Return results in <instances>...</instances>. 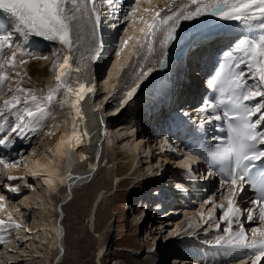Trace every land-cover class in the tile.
Wrapping results in <instances>:
<instances>
[{
	"label": "snow or ice",
	"instance_id": "6c2138e0",
	"mask_svg": "<svg viewBox=\"0 0 264 264\" xmlns=\"http://www.w3.org/2000/svg\"><path fill=\"white\" fill-rule=\"evenodd\" d=\"M139 3L140 0H131L121 16L122 5L117 0H0V165L5 169L18 167L26 149L14 151L16 143L27 142L30 146L45 131L60 90L73 93L68 78L73 70L82 71L80 66H73L77 63L80 41L84 39V23L90 26L87 47L91 57L103 47L104 12L107 10L123 24L139 11L133 6ZM204 16L238 21L242 33L229 45L228 51L221 53L214 74H209L206 83L211 95L195 109L201 114L196 128L203 132L196 137L200 146L189 151V162L181 164V168L187 169L190 178L218 177L219 187L213 196L219 195V214L211 210L217 205L214 198L201 201L211 207L206 216L203 212L200 214L205 235L209 228L215 234L207 243L220 257L217 264H264V0H187L175 8L169 5L156 12L150 22L140 17L145 27L140 28L143 38L137 43L141 49L147 48L149 56L155 55L163 69L171 47L180 39L182 23ZM37 40L52 45L54 59L50 71L56 72L54 86L42 96L22 86L28 75L22 69L29 60L49 59L36 54L32 45ZM130 40L132 37L123 40L121 51ZM57 44L59 48L55 47ZM155 70L145 71L141 66L145 79ZM140 87L141 83H137L127 91L122 106L133 99ZM92 92L94 88L83 83L75 90L77 99L73 107L78 115H81L80 102ZM74 137L78 145L81 137L75 133ZM163 139L165 143L170 142L167 136ZM192 158L202 161L208 170L194 168ZM66 178L74 179L71 174ZM7 179L18 178L9 175ZM6 187L11 192H19L11 184ZM176 188L181 191L183 185L178 183ZM242 200L251 206H242ZM5 201L6 195L0 193V210L4 209ZM245 212L248 223L259 221L258 226L250 229L251 238L245 227ZM21 227L22 223L14 221L11 215L7 221L0 220V245L8 242L11 230Z\"/></svg>",
	"mask_w": 264,
	"mask_h": 264
},
{
	"label": "bare ground",
	"instance_id": "6f19581e",
	"mask_svg": "<svg viewBox=\"0 0 264 264\" xmlns=\"http://www.w3.org/2000/svg\"><path fill=\"white\" fill-rule=\"evenodd\" d=\"M121 2L124 3V5H125L127 0L125 2L124 1H121ZM142 2L144 4V7L148 9V14H150L151 18H152V16L154 14L152 12H150L151 7H150L149 0H142ZM185 2H187V0H175V3L173 2V0L172 1H163V4L159 7V9L156 12L160 11V9H162V8L167 9L169 5H171L172 8H175L177 6V4H183ZM119 5H121V4H119ZM106 17H107V20L105 21L106 24L104 23V25H102L104 44H106L105 32L109 33V31L107 32V28H110V29L114 28L115 22H116V20L108 13L107 10L104 12L103 21H104V19H106ZM215 19H218V17L204 16V17H201L197 20L185 21L182 23L181 30L179 33L180 39L174 46L171 47L170 52H169L168 61H167V63H168L167 70L168 71H169L170 67L173 65H176V67H177L178 61H175V60L179 59L182 56L181 54L178 53V49H181V47L183 46L182 43L185 41H188V37H192L195 34L194 30L197 27H204L207 25L211 26L215 22ZM237 23H238V21H236L233 24H230V28L224 30V34L227 35V36H225V38L230 39L231 37L229 35L235 34V33L237 34V32L242 33V30L237 31L238 30L237 29L238 28ZM121 26H123V24L120 25V24H117V22H116V28H114L116 33L118 32L119 29H121L120 28ZM128 30H129V28H128ZM128 30L125 32L124 36L127 35ZM203 32H206V31H203ZM89 33H90V26L85 22L84 23V31L82 33L84 39L82 41H80V51L78 52L77 57H76L77 63L74 64V66H73V67L80 66L82 71L77 73L73 70L70 77L68 78V82L71 84V86L73 88V93H66L65 90L61 89L60 92L57 94V103H59L60 105H63L65 110L68 111L69 120H68V125H67L66 130L61 132L60 133L61 135H58L57 137H55L53 139V141H51V145H49V149L51 150L52 156L49 158H44V159L37 158L34 155H33V157L29 156V158L26 161L27 164L24 167L25 170L22 169L24 172L20 173L21 171L20 172L17 171V172H15V174H13V176H15L17 178L22 176V174L26 175L25 176L26 178L24 181L25 182L29 181V184L27 185V187H28L27 191H29L30 194L32 193L31 191L34 192V187L30 186L31 185L30 182L33 183L32 180H34V183H33L34 185H40L41 184V186L44 188L45 194H48V193L49 194L50 193L56 194L59 189L63 190L62 191L63 193L61 192L62 194L60 195V200L58 202H54L49 197L50 206H52L53 210L56 213V217H55L54 221H52V222L48 221L47 222L46 218H42L39 220H36L33 218V222L30 223L31 225H29V226L24 225L22 223L21 228L24 230V232H26L25 233L26 237H24V239L30 240V238H31L30 236L34 233L33 231H35V233L40 234L38 237L39 243H41V239H43L42 238L43 236H47V238H50V243H49L48 248H50L51 250H54L55 255H54V258L52 259V261H49L48 259H46L43 264H61L64 257H65L67 245H72V247H74L81 254V256L83 255L85 257H88V255L86 256V249H84V247L82 248V245L84 243L85 244L90 243V241H89L90 238L87 236H84L86 234V228H84V226H82V222H81L82 215L85 213L83 216L90 217V220H91L90 222H92L91 225L93 226V231L95 233H97L98 230H100L102 221L107 219L106 210L101 208L100 203H98V202L100 200H102L103 197L105 195H107V193L109 191H111L112 184L111 185L108 184V181H107L106 176H105L106 171L99 169V166L105 159L104 155H106L108 153V151H112V148L114 146V141L109 137H105V135L103 134L104 132H106L108 134V131L113 130V129H110L108 121H106V118H105L106 115H103V113L105 114V112H108V114H107L108 117L113 116L114 115L113 111L115 109H117L120 104L117 102V104H115L113 107L111 106V108H109L107 111L105 109V111L99 112L100 105L105 99L102 102L99 101V103H97L98 108H97L96 103H94L93 96L97 95V92H95V91H96V86H98V82L95 80V78H93V76L95 77V75L97 73H99L98 68H100V66H101V60L104 56L105 51L103 49H100L95 54H93L91 57L88 56L89 52H88V49H86V46L84 45V40L85 41L87 40ZM236 34L233 35V36H235V38H233V40H236V38H238V36H240V34H237V35ZM224 40H226V39H224ZM37 41L32 46H35L38 48L42 47L46 51L47 56H49L50 60L53 62L54 57L52 56V50H53L52 45L48 42L43 41V40H41L40 42H37ZM231 41H226L224 43H228ZM232 42H234V41H232ZM229 45L230 44L228 43L226 45L220 46V48H218L216 50V55L214 56V59L215 60H216V58L219 59L220 55L223 51H228ZM55 47L59 48L60 46L57 44ZM183 49L185 50L186 46ZM189 50H190V47H189L188 51ZM195 52L197 53L198 50H195L193 53H195ZM106 54H108V53H106ZM114 57H113V59H114ZM145 57H147V59H145ZM126 61H127L126 59H124V61H122V60H120V58H117V59L115 58V63H114L113 68L117 65V70L112 68L108 72L107 78L104 79V81L102 83H100L101 86L106 87V89H108L109 84L112 85V86H110V88H111L110 91L108 89V91L106 92V98L108 96H110L109 101L112 100V102H114L115 100L112 99L113 95H111L112 91H113L112 94L116 93L118 90H121L122 88H123V90L127 91L131 87H134L137 83H141L140 89L142 92L144 91L143 89L147 85L146 88H147V90H150L151 95L152 94H159L156 96V98L155 97L153 99L149 98L146 101L140 102L139 104L137 102H133L132 105L134 107H132V105L130 106V109L132 107L131 111H132V114L134 116H136V115L138 116V114H141V115L139 117L133 116V118L131 120H129V122L127 123L128 125H131L132 121H134V119H136V121H137L138 119L142 118V116H143L142 113L145 114V119L143 121L144 124L141 123L142 119H140L139 122L137 121L135 128L133 130H131V132L129 134L130 137H132L134 139V141L131 142V144L133 143L132 145L135 148L140 147V150L143 149L144 150L143 152L147 153V154H149V153L152 154L153 149H155V151L158 152L157 153V156H158L157 159H158V161H161L162 163H168L169 162L168 160H173L174 161L173 164H175V167L173 168L174 170H172V172L175 173L176 176L179 174L180 171H181V173L183 172V174H180V176L177 177L173 181L174 186L176 187V185L178 183L182 184L183 189L179 193H180V196L182 197V200L187 199V198H189L190 190H193L194 187H197L196 182H198V181H197V175L190 178L187 175V169L181 168V164L183 163V161L181 163L177 162L180 158L179 154L181 155L183 153L181 148H180V143H179L180 139L177 138L176 135L174 134V135H171V138H169L170 142L165 143L164 139H163L164 136H163V138H159L160 136H153V137L151 136L152 140L151 139L146 140V144H145V143H143L144 137H143V139L140 137L137 138L138 132H140L144 129V126L147 124L146 122L150 119L149 115L147 114V111L149 110L148 103H151V102L155 103V102L161 101L164 97H166L168 94H170V90H172L171 89L172 81L170 80L171 81L170 82L167 79V81H165L164 84H156V86H158V87L152 88L153 85L150 84L149 81H150V78L155 76V71H153L147 79H145L144 77L136 78L135 75H139L141 73V66L143 67V69L145 71L149 68L154 69L156 67L157 70L160 68L158 63H157L156 56L155 55L149 56V54L147 52V48H144V49L137 48L136 58L132 59V63H131L132 64L131 65L132 71L131 72L128 70L125 71V68L129 66V65H127ZM201 61H202V59H199L196 62V64L194 63L193 65L192 64L190 65V67H191L190 71L192 69L193 70L192 72H194V73H192V76L195 77V79L197 80V86L195 87V85H194V87L188 93V96H187L188 98H186L185 100H188L191 97L190 95H192V97L196 96L199 92V86L201 85V78L199 77V75H200V70H202V68H203V63ZM216 64H217V62H216ZM95 68H96V70H95ZM178 69H179V67H178ZM32 70H33V68L31 66L29 73H31ZM95 71H96V73H95ZM113 71H114V74H113ZM161 72L163 73L164 70L161 69ZM55 75H56V72L51 71L50 78L48 80V89L50 86H54ZM162 75H164V74H162ZM117 76H120L121 79L120 80L116 79ZM86 79L89 81H87ZM85 82L86 83H88V82L93 83L90 87L94 88V92L87 93L85 100L80 102L79 107H80L81 115H78L76 108L73 107V101H75L77 99L74 92L76 89L79 88L81 83L85 84ZM177 84L182 85V88L187 86L185 84H182V82H180V81H178ZM126 85H127V87H125ZM167 86L169 89L167 88ZM85 87H87V86L85 85ZM48 89H47V91H48ZM140 89L137 91V94L140 92ZM47 91H46L45 95L47 94ZM154 91H159V93H155ZM124 97H125V95H123V98ZM191 108H192L191 109L192 112H198L194 109V108L198 109V107L192 106ZM120 112H121V110H120ZM193 116L196 118H200L201 114L198 112ZM198 116H200V117H198ZM178 117L180 118L179 120L175 119V121L168 122L167 124H170L173 126L174 124H176L175 122H178L177 124L181 130H185L186 132H188V134H191V136L194 137L195 134L192 133V131H190L188 128H185L184 124L180 123L181 118L185 122H187V121L191 122L192 116H191V119H189V120H188L187 116H185V115H183V117H180V116H178ZM195 120H197V119H195ZM156 121H159V118H156ZM106 122H107V125H106ZM149 122H150V120H149ZM154 125L157 126L156 122ZM115 128L116 129H114L113 132H116L117 134H119L118 137H120V138L122 137V135L120 136V133L122 130L126 131V133L128 134V132H127L128 130H126V128L125 129L124 128L119 129V127H115ZM128 128H130V127H128ZM149 132L152 133V131H149ZM74 133L81 137V142L78 145L76 143ZM84 133H87L88 135L85 136ZM155 135H156V132H155ZM147 137H149V134H148V136H146V138ZM134 142H135V144H134ZM70 145H71V149H70ZM84 153L91 154V156H92V162H91V164L88 165V167H81V164H80ZM136 159H137V154H132L131 156H128L127 160L130 161V165H129L130 170L132 169L133 164H134ZM192 160H196V159L192 158ZM188 162H189V156L187 157L186 164ZM3 168L4 167L2 165H0V171H2ZM96 170H97V172H96ZM34 172L38 173V175L33 176L32 174ZM157 172L153 173L152 168L147 167L146 171L144 172L145 174L143 176H141L140 178L143 179V182H145V180H147V179H150L149 177H155V179H156V177H160L159 172H158V174H156ZM69 174H71L74 177V179L72 181H69L66 178ZM94 174H95V177H93ZM117 178H118V175L114 174L113 177L111 178V182L113 183L115 181V183L117 184V182H118ZM187 179H191L193 181L192 185L188 182ZM48 180H51L52 183L51 184L47 183L46 181H48ZM13 183L14 184H11V185L16 186L15 185L16 183L15 182H13ZM146 184L143 185L144 186L143 189H146V187H147ZM198 184H199V182H198ZM117 185L115 186V189H117L121 185V183H119L118 186ZM166 186H167V184L164 185V187L166 189L165 192L170 190L169 185L167 187ZM209 186H211L210 183H209ZM164 187H163V189H164ZM171 187H172V185H171ZM19 190H20V188H19ZM29 192L24 193L20 196L19 207L20 206L21 207L27 206L28 199H29V197H28ZM158 192L156 194H159ZM10 193H14V192H10ZM213 193H215V189L213 188L211 190V188H210V193L208 192L207 197H205V198L203 197V200L208 198V196H209V198L216 199L217 205L219 206V202H220L219 197H218L219 195L217 194L214 197ZM80 194H81V198H82V203L77 205V204H75L73 199L71 200V196L73 195V197L76 200L77 198L80 199V196H79ZM177 194H178V192H177ZM195 194H196V196H199L198 192ZM169 195H171V193L170 194L167 193V196H169ZM46 196H48V195H46ZM189 200H191V199L189 198ZM244 201L245 200H243V203H244ZM4 205H5V202H4ZM142 205H143L142 210L140 209L139 215H137L139 217H137V216L135 217V219H137V221H140L144 217H146L147 212H148L147 204L144 203ZM159 206L160 207H158L156 204L157 208L155 210H159L160 212L164 209L166 210L167 205L160 204ZM242 206H244V204ZM245 206L250 207L251 205H245ZM88 207L90 208L89 211H88ZM173 210L174 209L171 210L170 208H168L167 212H169V211L172 212ZM190 210H191V208H190ZM182 211H184V210H182ZM188 211H189V209H188ZM188 211L185 210L184 211L185 214L184 213H182V214H184V216H186ZM167 212H165V214ZM198 212L202 213L201 210H199ZM156 214H158V216L160 215L161 216L160 219H163V220L168 217V216H165V214H163V213H156ZM246 215H247V212H246ZM12 218L14 221L19 222L17 219H14L15 217H12ZM134 221H136V220H134ZM166 222H167V220H166ZM166 222L164 221V222H159V223H165L166 224ZM201 222H203V221L201 220V217H200V220H197L195 222V225L193 226V228H190V229L187 228L184 230L182 228H175L173 230V232L171 231L172 233L169 230V233L171 234V236H173V234H176L177 232L180 233V231L182 230L181 234L177 235L174 238L175 241H173V240L172 241H173V244H176L177 246H179V247H177L178 248L177 251H180V253H185V254L190 256L187 258H185V257L180 258L179 255H176V257L175 256L173 257L174 263L172 262V264H217V262L220 260V257H218L216 255L215 249L210 248L208 246V243H207L208 240L214 239V235H215L214 233H211V235H207V236L205 234H203L202 237L200 236L201 237L200 238L201 243L199 242L200 244L198 243L199 238L195 237L193 235V233H195V230H194L195 227L197 225H200ZM258 224H259V221L256 220L253 223L245 224V227L250 230L252 227L258 226ZM167 226H168V223L165 227H167ZM179 226L181 227V224ZM25 229H28V231H25ZM250 233H251V231H250ZM250 233H249V235H250ZM87 234H88V232H87ZM190 237H192V238L190 239ZM187 239L190 241L189 242L184 241ZM153 245H155V242ZM102 246H104V245L99 246V248L94 252L95 254H97V258L100 257L101 255L103 256L104 248ZM169 246H172V244ZM187 246H189V247H187ZM90 251H91V249H90ZM160 251H158V253ZM172 251H174V250H172ZM4 252H6V251L4 250ZM40 252H44V250H42V251H39L38 249L34 250V253L40 254ZM156 254H157V251H156V253H153V255L147 254L144 257L143 264H157L158 261L160 262V264H162V261H163L162 258H164V256H165V251L162 252V255H160V256H158ZM10 256H12V255H9V258H8L7 255L0 254V260H1L0 264H6V263L13 264V262H9V261L11 259L15 260L16 258H10ZM18 256L27 257L26 260H22V261L29 262L30 264H41L38 261L37 256H32L26 250L20 251V254ZM90 256H91V254H90ZM194 257H196L197 259H193ZM207 258H210V260L208 261ZM16 260H19V259H16ZM97 260L98 261L96 264H101L100 259H97Z\"/></svg>",
	"mask_w": 264,
	"mask_h": 264
},
{
	"label": "rangeland",
	"instance_id": "374dc122",
	"mask_svg": "<svg viewBox=\"0 0 264 264\" xmlns=\"http://www.w3.org/2000/svg\"><path fill=\"white\" fill-rule=\"evenodd\" d=\"M121 1L125 2L126 0H117V3L122 5V7L119 9V14L122 16L123 12L127 10L129 4L124 5V3H122ZM163 1H172V0H149L150 7H151L150 12L155 14L156 11L159 9V7L163 4ZM133 6L137 7L139 11L135 14L134 17H130L128 20H126L125 23H123V26L120 27L121 29H119L117 33L114 30V28L116 27L117 21L115 22L114 28L112 29L107 28V32L109 31V33L105 32L106 44L103 43V47H102L105 53L101 60V66L100 68H98L99 73H97L95 77L93 76V78H95V80L98 82V86H96L97 97H96V100H94V103H96L97 108H98L97 103H99V101L102 102L105 99L100 105L99 112L100 111L103 112L105 111V109L107 111L109 108H111V106L113 107L115 104H117V102L119 103V100L123 99L122 95L124 94L125 90H123L122 88L121 90H118L114 94H112L113 93L112 91L111 92V95H113L112 99H114L115 101L114 100H113L114 102H112V100L109 101L110 96L106 98V92L108 91V89L110 91L111 89L110 86L112 85L109 84L108 89H106V87L101 86L100 83H102L104 79L107 78L108 72L114 66L115 58L116 59L120 58V60L122 61L126 59L127 65L129 66L125 68V71L127 70L130 72L132 71V66H131L132 59L136 58L137 48H140L139 44L137 43V40L143 38L142 34L140 33V28L145 27V24L143 21L140 20V17L143 16L144 20L149 21V22L152 19L151 15L148 14V11L147 12L144 11V9H147V8L144 7L142 0H140V3L138 5H133ZM127 30H128V33L126 36H124ZM128 37H132V40H130L128 46L126 48H123V51H121V48L123 47L122 42L123 40L128 39ZM87 40L86 41L84 40V45L86 46V49H88ZM185 42H183L182 45H184ZM32 47L35 50L37 55L43 54L47 56L46 51L42 47L41 48L40 47L38 48L35 46H32ZM117 52H120L119 56H116ZM195 53L191 54L190 56V65L192 64L191 58L193 60ZM51 64H52V61L50 60V58L47 60L30 59L28 64L24 66V68L22 69V71H27L28 73V75L24 77V83L22 86L25 88L34 89L38 96L45 95L48 89V80L51 74V71H50ZM31 66L33 70L31 71V73H29ZM113 69L117 70V65ZM154 69H156L155 70V74H156L157 68L155 67ZM192 71L193 70L191 69V71L188 72V77L190 79L191 84L189 83L187 84V86L181 89H179L178 86H176L173 82L171 85V89L173 90L170 92L171 102L174 103V106H177L180 109L185 104L184 100L188 98L187 96H188L189 91L194 87V85L195 87L197 86V80L195 79V77L192 76V73H194ZM113 74H114V71H113ZM174 74H175V71L173 68L169 75L170 76V79H168L169 81L170 80L173 81ZM135 76L136 78L143 77L141 73ZM116 79L120 80L121 77L117 76ZM156 79H157L156 75L150 78L149 83L152 85L154 84L152 88L158 87L156 86V83H157ZM146 87L147 85L145 86L144 89H146ZM191 98L194 99L195 96ZM136 102L138 103V101ZM0 103H2V100H0ZM131 109L130 108L126 109L116 119H112L108 121L110 129L114 130L116 129L115 127H119V129L126 128V130H128L127 131L128 134L126 133V131L122 130L120 133V136L122 135V137L120 138L118 137L119 134H117L116 132H113V130L108 131V134L106 132L103 133L105 137H109L114 141V146L112 148V151H108V153L105 151L107 154L104 155L105 159L99 166V169L106 171L105 176L108 181V184L110 185L112 184L111 191H109L107 195L103 197L102 199L103 201L100 200L98 202L100 203V207L106 210L107 219L102 221L100 230H98V232L95 233L93 231V226L91 225L92 222H90L91 221L90 217L83 216L85 214L84 213L82 215L81 222H82V226L86 228V234L84 236H87L90 238L89 240L90 243L89 242H88L89 244L84 243L82 245V248L84 247V249H86V256L88 255V257H85L83 255L81 256V254L74 247H72V245H67L65 257L61 264H90V263L96 264L98 261L97 259H100L101 264H143L144 257L147 254L153 255V253H156V251H157L156 255L158 256L162 255V252L165 251V256L164 258H162L163 261L161 260L162 264H172L173 261H170V259L173 258L172 254L176 253L178 249L177 247H179L176 244H173V241H175L174 238L177 235L181 234L182 230L180 231V233L177 232L176 234H173V236H171V234L169 233V230L170 232L171 231L173 232L175 228H182L183 230L187 228L188 229L193 228V226L195 225V222L197 220H200L201 213H199L198 211L201 210V212H203L206 216L207 211L211 207L209 205H205L201 203V201H203V197L205 198L207 197V195L202 196L198 198L197 200L194 196H190L191 200H189V198L182 200V197L180 195L178 196L179 191L177 189H173V181L177 177H179L180 174H183V173H181L180 171L179 174L176 176L175 173L172 172V170H174L173 168L175 167V164H173L174 163L173 160H168L169 161L168 163H162L161 161H158L157 159L158 152H156L155 149H153V152H152L153 155L150 153L147 154L143 152L144 151L143 149L140 150V147L135 148L132 145L133 143L131 144V142L134 141V139L130 137L129 135L131 130L135 128L137 121L139 122L140 119H142L141 123L144 124L143 121L145 119V114L142 113L143 115L142 118L138 119L137 121L136 119H134V121H132V124L128 125L127 123L134 116L132 114ZM107 114L108 112H105V114L103 113V115H106L105 116L106 119L108 118ZM140 115L141 114H138V116L136 115L134 117H139ZM68 120H69L68 111L65 110L63 105H60L59 103L56 102V104L52 107L50 116L47 119L45 131L43 132V134L35 137L32 140V143L30 146L28 145L27 142H17L16 143L14 151L26 149V152L23 158L20 160V165L18 167H12L8 169L3 168L2 171H0V193H3L6 195L4 209L0 210L1 220L7 221L8 215H12V217H15L14 219H17L19 222L23 223L24 225H28V226L31 225L30 223L33 222V218L36 220L46 218L47 222L48 221L52 222L55 220L56 213L53 210L52 206H50L49 197L54 202H58L60 200V195L63 193L62 192L63 190L59 189L56 194L55 193L45 194L44 188L41 186V184L34 185L33 184L34 180H32L33 183L30 182V184L32 187H34V192L31 191L32 193L30 194V192L27 191V188H28L27 185L29 184V181H26V182L24 181L26 178L25 177L26 175H23V174L22 176L19 175L20 179L18 178L12 182L8 181L7 177L9 175L13 176V174H15V172L17 171L19 172L21 171L20 173L24 172L23 170H25L24 167L27 164L26 161L29 158V156L33 157L34 155L40 159L51 157L52 154H51V150L49 149V145H51V141H53L55 137H57L58 135H61L60 133L66 130L67 125H68ZM147 122L149 123V120ZM149 124H151V122ZM154 124L155 123L153 122L152 125ZM146 135H147L146 131L143 130L141 133L137 135V138L140 137L143 139L144 137L143 143L146 144V140L148 139L146 138ZM132 154H137V159H136L137 161L135 160L133 167L130 170L129 168L130 161H128L127 158L128 156H131ZM91 162H92L91 154L84 153L83 158L80 163L81 167H88V165L91 164ZM147 167L152 168L153 173L158 171L159 174L166 173V175H164L165 177H163L159 181H154L153 180L154 177H149L150 179H147L145 180V182H143V179H141L140 177L145 174L144 172L146 171ZM158 172L156 174H158ZM114 174L118 175L117 184L119 185V183H121V185L117 189H115V186L117 185L115 181L113 183L111 182V178L113 177ZM167 176L169 177L168 179L166 178ZM93 177H95V174L93 175ZM13 182L16 183L15 184L16 188L18 189L20 188L18 192L20 193V195L10 193L9 191L7 192V190L9 189L6 187V185L14 184ZM145 184L147 185V187L145 186L146 189H143L144 188L143 185ZM165 184H167V186L169 185L170 187V188L168 187L170 189L169 194L171 193L170 196L171 197L173 196L174 199L170 203H167L168 205L166 206V210L164 209L160 213L165 214V212L168 211V208H170L171 210L174 209L175 211L173 210L172 212L170 211L167 212L165 216H168V217L163 220V219H160L161 216L160 215L158 216V214H156L155 212L156 211L155 209L157 208L156 204L161 203V199L157 198L154 194L155 192L157 193L158 191H159L158 193H162V192L164 193ZM27 192H29V196H28L29 199H28L27 206L19 207L20 196ZM79 196H80V199L77 198L78 200L77 199L75 200L73 195L71 196V200L73 199L75 204L77 205L82 203L81 194ZM162 196L166 197L167 192L162 194ZM144 203L147 204L148 206L147 215L145 219L143 218L144 219L143 222H142L143 219L140 221H137L135 217L139 215V211L140 209L142 210V207H143L142 204ZM187 208L189 209V211ZM89 209L90 208L88 207V211ZM182 210L188 211L186 216H184L185 212ZM211 210L214 211L217 215L219 214L218 205H216V207L212 208ZM244 216H246L245 213H244ZM164 221L166 222V224L159 223V222H164ZM167 223H168V226L165 227ZM180 224H181V227L179 226ZM202 226H203V222H201L200 225H197L195 227L194 229L195 233H193L195 237L199 238L198 243L199 242L201 243L200 238L203 236V234H205V232L202 230ZM33 232L34 233L30 236L31 237L30 240H27V239H24V237H26V234H25L26 232H24L22 228L11 230L10 239L8 240V242L3 245H0V254H3V255L5 254L7 255L8 258H9V255H12L10 256V258L19 259V260L11 259L10 261L8 260L9 262H13V264H16V263L17 264H30L29 262L22 261V260H26L27 257L18 256L20 254V251L22 250H26L32 256H37L38 261L41 264H43L46 259H48L49 261H52L55 255V251L48 248L49 243H50V238H47V236H43L42 237L43 239H41V243H39L38 237L40 234L35 233V231ZM211 233H213V231L211 228H209L208 235H211ZM191 238L192 237H190V239ZM154 242H155V245H153ZM186 242H189V241H186ZM171 244L172 246H169ZM101 245H104L102 246L104 248L103 256L101 255L100 257L97 258V254H95L94 252ZM156 245H157V249L155 250ZM36 249H38L39 251L44 250V252H40V254L34 253V250ZM153 249L155 250V252L151 253ZM4 250L6 252H4ZM87 251L91 254V256ZM158 251L160 252L158 253ZM207 260L209 261L210 258H207ZM157 264H160V262L158 261Z\"/></svg>",
	"mask_w": 264,
	"mask_h": 264
}]
</instances>
